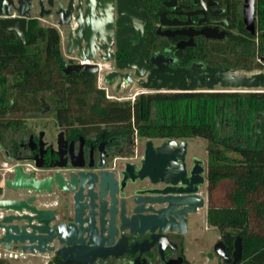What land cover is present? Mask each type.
Returning <instances> with one entry per match:
<instances>
[{
    "label": "flooded vegetation",
    "instance_id": "1",
    "mask_svg": "<svg viewBox=\"0 0 264 264\" xmlns=\"http://www.w3.org/2000/svg\"><path fill=\"white\" fill-rule=\"evenodd\" d=\"M84 2H79L82 9ZM30 3L32 17L40 20L36 0ZM243 5L244 0H109L106 7L109 15L103 9L97 12L94 5V16L102 23L107 49L95 48L91 59L80 58L74 45L70 51L67 49L73 24L63 26V67L95 65V72H82L93 73L96 87L104 90V98L98 100L100 104L130 101L129 94H108L110 86L117 94L130 90L131 85L147 90L140 93L178 91L156 87L176 74V70L192 65L200 74L207 73L206 67L219 66L243 74L255 73L256 69L236 70L227 62H221L222 56L234 57L236 52L239 55L249 49L253 54L251 46L248 49L235 46L229 39L230 34L237 33L233 21L239 18L244 30L257 42L256 7L252 34L245 29ZM107 16L110 20L101 21ZM5 17L0 13V19ZM9 17H18V14L12 10ZM49 17L54 18L55 24L57 18ZM2 31L6 30L0 28ZM93 40V46L103 43L96 37ZM219 47L223 52L217 58L220 61L214 63L212 59ZM253 58L258 62L263 60L255 55ZM101 70L104 72L99 78L103 84L98 83ZM72 72L82 73H69ZM109 73L115 74L106 79ZM6 79L10 84L12 76L8 75ZM146 84L153 86L148 88L144 86ZM38 98L39 107L0 108V200L26 203L21 209L0 207V237L4 232L3 225L8 223L18 226L60 224L64 227V260L57 252L63 244L56 238L47 242L52 248L44 251L22 250L18 243L10 242L9 247L0 243V260L5 264H9L6 258L20 264H165L168 260L182 259L181 264H184L191 245L198 239V224L203 223L202 217L197 216L198 210L206 207V200L200 194L203 185L207 189V168L203 160L202 183L197 182L192 171L197 156L188 153V144L183 174L179 171L170 173L168 168L161 169L160 174L140 177L134 174L131 165H140L145 142L141 153H135L139 135L131 120L117 122L110 109L100 106L57 108L48 91L39 93ZM152 119L160 121L155 110ZM167 138L170 137H162L158 143L153 141L154 145ZM16 166L27 179L50 178L49 187L34 189L7 185L6 180L13 178ZM196 187L198 190L193 191ZM193 195L204 199V205L196 206L194 210ZM184 197L187 202L181 201ZM138 206L147 215L142 221L132 218ZM37 211L40 212L39 221L28 217ZM7 216L13 218L4 220ZM122 223H144V226L141 232L130 234L128 230L120 232ZM110 227L115 231L111 239L114 242L120 239L112 252L103 248L110 240L106 237ZM71 238L81 239L76 255L71 250L72 243H68ZM98 241L102 247H95L102 257L87 254L92 243ZM67 257H77L84 262Z\"/></svg>",
    "mask_w": 264,
    "mask_h": 264
},
{
    "label": "trees",
    "instance_id": "2",
    "mask_svg": "<svg viewBox=\"0 0 264 264\" xmlns=\"http://www.w3.org/2000/svg\"><path fill=\"white\" fill-rule=\"evenodd\" d=\"M255 7L257 42L239 18L233 21L237 33L229 37L232 45L251 46L253 54L248 49L234 57L221 55V62L236 70L261 68L254 55L264 60V0H256ZM221 52V47L215 50L212 62L220 61ZM63 65L55 26L27 19L24 45L12 31L0 32V108L39 107V93L48 91L57 108L110 109L117 122L131 120L139 136L206 139L207 224L218 230L228 253L235 237L241 238V259L236 264H264V89L159 91L140 93L132 102L100 104L104 90L96 87L95 75L65 74ZM154 110L157 117L158 111L164 113L166 120L153 121ZM225 129L234 142L221 140Z\"/></svg>",
    "mask_w": 264,
    "mask_h": 264
},
{
    "label": "water",
    "instance_id": "3",
    "mask_svg": "<svg viewBox=\"0 0 264 264\" xmlns=\"http://www.w3.org/2000/svg\"><path fill=\"white\" fill-rule=\"evenodd\" d=\"M32 0H0V13L5 18L0 19V28L6 31H13L18 39V43L23 45L26 41V23L27 19L31 18V2ZM80 0H68L64 3V0H36L38 6L37 17L40 19L54 15L57 18L55 26L63 27L68 24H73V29L68 35V51L72 49L74 45L78 49V56L82 59L93 57L95 48L107 49V38L101 31L100 19L94 16V8L97 12L103 9L107 11L109 15V9L106 10L109 0H85V7L82 9L79 5ZM15 10L18 17H9ZM83 12V13H82ZM255 6L254 0H244L243 5V22L245 29L252 34L255 31ZM110 20L107 16L103 18V22ZM100 22V23H99ZM214 36V35H213ZM221 36V35H219ZM102 40V45H94L93 38ZM82 41V44L80 43ZM97 67L91 64H73L66 65L62 68L64 73L71 71L82 72L89 70L95 72ZM206 74H200L199 69L192 65L190 68L178 69L176 74L167 78L163 83L157 85L158 89L178 90V91H195V90H207L211 91L216 85L221 87H230L232 89L243 88L245 90H257L264 89V72L259 71L252 74H243L234 72L232 69L228 70L223 66L219 67H206ZM115 73H109L106 75V79H110ZM187 79L189 82H187ZM145 87L152 88L153 85H144ZM187 142L182 139L178 141L176 138L170 137L162 141L158 145H154L153 139L148 138L145 141L143 150V158L140 165L132 164L134 174H138L140 177H144L147 174H160L161 169H168L170 173L181 172L184 173V158L186 155ZM168 163V166H167ZM177 168V171H175ZM195 173L198 183L204 181V167L202 166V160L198 157H194V167L192 170ZM133 174V176H135ZM177 180V179H176ZM175 180V181H176ZM51 179L36 180L34 178L27 179L25 174H21L19 167H15V174L12 179L6 180V184L12 187H26L40 189L43 187H49L48 182ZM123 183V182H122ZM61 184V183H60ZM184 190V189H182ZM198 187L193 189L197 191ZM195 198V205L192 207L194 210L196 206H203L204 199L198 195H193ZM182 202H187V197L181 199ZM25 206L26 203L21 200H0V207L21 209V206ZM34 209V208H32ZM137 211L133 214V219L142 221L147 217L144 214L143 208L138 206ZM27 216V215H24ZM180 216V215H179ZM29 218H35L40 220V212L28 216ZM13 216H7L4 220H11ZM0 226L1 223H0ZM144 223H130L128 225L121 224L119 227L120 232L128 230L130 234L135 232H141ZM153 228V227H152ZM3 235L0 237V243H5L6 247L10 246V242L20 244L22 250L44 251L45 248L51 249L52 246L47 245V242L56 238L63 246L58 249V253L61 254L64 260V227L58 224L57 226H50L48 223H27L18 226L16 223H8L3 225ZM115 234V231L108 229L106 237H110L109 241H106L103 248H107L109 252H112L120 243L118 239L114 242L111 236ZM80 238H71L68 243L71 244V250L76 255L78 253V247L80 246ZM102 247L101 241L92 243V247L87 249V254H94L102 257L97 249ZM111 250V251H110ZM213 253L220 259L223 264H236L241 259L242 244L241 238L236 236L233 242V249L228 253L226 245L221 239H218L213 246ZM213 253H209L211 257ZM66 259H72L77 262H84L83 259L77 257H67ZM182 259L168 260L165 264H181Z\"/></svg>",
    "mask_w": 264,
    "mask_h": 264
},
{
    "label": "rangeland",
    "instance_id": "4",
    "mask_svg": "<svg viewBox=\"0 0 264 264\" xmlns=\"http://www.w3.org/2000/svg\"><path fill=\"white\" fill-rule=\"evenodd\" d=\"M53 20L52 17H48V18H43L40 21L41 25H49L46 20ZM60 28V48L61 51L63 52V48H64V27H59ZM259 71H263L264 72V60H262V64H261V68L254 70L253 72H259ZM104 70L100 71V74H98V79L100 80V82H98L99 84H103L101 79L99 77H101V75L103 74ZM247 75H249V73H246ZM9 84V83H8ZM7 84V85H8ZM239 90V91H247L243 88H237V89H232L230 87H221L219 85H216L213 90ZM106 91V90H105ZM147 92V90H142L139 87H136L135 85H131L130 90L127 89L126 91H123L122 93H116L113 90V86H110L108 89V94L111 95H122V94H129L130 101H133L134 96H136L137 93L140 92ZM107 93V92H106ZM158 118L159 119H164V116L162 112L158 111ZM157 115V114H156ZM166 120V119H164ZM228 130L225 129V132L223 133L221 140L223 141H228V142H234L236 140V138L233 135H227ZM147 137H143V136H138V139L135 141V153L140 154L143 148V144L144 142L147 140ZM180 139V138H179ZM186 140L187 144H188V153L191 155H196L198 158L202 159L204 162V166L205 168H207V140L202 138V137H198V136H193V137H187V138H181ZM162 140V138H154L153 141L155 143H158ZM230 155H235L234 153L229 152ZM207 170V169H206ZM200 194L204 197V199L206 200V186L203 185L201 190H200ZM197 216H199L200 218L202 217V221L203 223H199L198 227H197V235H198V239L196 240V242L194 244L191 245V250L187 255V259L191 264H218V262L220 261V259L213 253V246L215 244V242L219 239V232L216 228L209 226L207 223L204 222V218H206V207H202L198 210ZM209 253H213L211 257L208 256ZM6 261L9 262V264H20L21 262L19 261H15L11 258H6ZM19 262V263H18ZM25 263V262H22Z\"/></svg>",
    "mask_w": 264,
    "mask_h": 264
},
{
    "label": "crops",
    "instance_id": "5",
    "mask_svg": "<svg viewBox=\"0 0 264 264\" xmlns=\"http://www.w3.org/2000/svg\"><path fill=\"white\" fill-rule=\"evenodd\" d=\"M53 19V18H52ZM40 20H42V19H40ZM46 22L49 24V25H53V26H55V24H54V21L53 20H46ZM57 29H58V31L60 32V28L59 27H57V26H55Z\"/></svg>",
    "mask_w": 264,
    "mask_h": 264
},
{
    "label": "bare ground",
    "instance_id": "6",
    "mask_svg": "<svg viewBox=\"0 0 264 264\" xmlns=\"http://www.w3.org/2000/svg\"><path fill=\"white\" fill-rule=\"evenodd\" d=\"M18 257V256H17Z\"/></svg>",
    "mask_w": 264,
    "mask_h": 264
}]
</instances>
